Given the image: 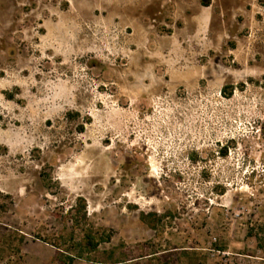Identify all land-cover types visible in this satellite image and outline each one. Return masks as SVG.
<instances>
[{
  "label": "rangeland",
  "instance_id": "rangeland-1",
  "mask_svg": "<svg viewBox=\"0 0 264 264\" xmlns=\"http://www.w3.org/2000/svg\"><path fill=\"white\" fill-rule=\"evenodd\" d=\"M0 264H264V0H0Z\"/></svg>",
  "mask_w": 264,
  "mask_h": 264
}]
</instances>
